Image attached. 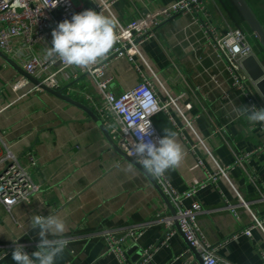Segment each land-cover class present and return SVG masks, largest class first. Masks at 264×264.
Returning <instances> with one entry per match:
<instances>
[{"label":"crops","instance_id":"0c3cea01","mask_svg":"<svg viewBox=\"0 0 264 264\" xmlns=\"http://www.w3.org/2000/svg\"><path fill=\"white\" fill-rule=\"evenodd\" d=\"M170 1L114 0L113 10L118 18L129 22ZM205 1L210 14H201V18L218 34L229 27L242 29L264 63L263 48L232 0ZM247 1L264 23V0ZM76 3L84 6L87 2ZM204 40L201 19L181 13L164 20L155 28V35L140 45L164 87L177 99L178 107L169 106L168 113L182 128V136L176 138L184 156L166 174L181 192L197 186L196 196L186 198L184 206L198 200L207 209L197 221L219 257L235 264H264V230L254 228L252 237L242 234L253 219L251 213L236 207L235 214L223 207L237 204L235 190L221 176L202 185L209 174L218 171V164L233 166L240 155L248 154L229 169L228 175L239 193L252 203L253 211L264 217V127L251 125L235 111L241 106L250 108L251 103L232 86L221 53L211 45L204 46ZM107 73L114 76L111 89L116 93L138 81L127 58L114 59ZM10 80L17 84L11 85ZM19 80L20 75L0 58V154L4 152L3 142L16 155L31 152V175L39 187L29 203L10 211L0 203V254L17 236L25 237L29 252H35L40 237L39 230L31 227V217L54 214L65 219L64 237L70 240L56 264H121L115 254L107 252L105 230L117 237L140 230L136 240L125 243L128 260L138 261L144 249L163 235L165 225L160 219L173 217L162 196L110 145L86 112L43 90L33 91L31 85L18 84ZM65 84L95 93L94 84L85 78L69 74ZM157 92L166 98L163 88ZM80 101L88 105L86 100ZM179 109L193 120L194 130L186 126ZM169 115L161 112L153 118L162 137L163 129L176 133ZM12 252L0 257V264H15ZM153 263L201 264L179 230L154 255Z\"/></svg>","mask_w":264,"mask_h":264},{"label":"built area","instance_id":"2783aa9c","mask_svg":"<svg viewBox=\"0 0 264 264\" xmlns=\"http://www.w3.org/2000/svg\"><path fill=\"white\" fill-rule=\"evenodd\" d=\"M86 2L84 6H80L76 0H60L58 4L57 0H0V50L44 84L56 89H65L69 95L86 100L89 107L95 111L109 130L113 140L128 155L131 140L137 139L134 132L142 130L150 123L152 136L148 138L153 140L162 138L153 118L161 112L169 115L168 108L171 105L178 107L176 97L164 87L159 74L140 48V45L155 35V28L159 24L175 15L192 13L201 19L205 27L203 45H211L221 53L226 61L232 86L246 95L251 106L264 108V98L242 66V60L245 57L255 54L248 35L236 27H229L226 32L218 34L212 25L200 16L210 14L205 0H171L170 3L158 5L148 10L143 16L129 22H124L116 16L113 10L114 0H86ZM84 10L96 11L114 18L117 22L116 40L109 53L95 65L87 68L69 66L59 58L47 59L46 50L51 46L52 30L59 22L64 19L70 20L73 14ZM117 58H127L138 75L137 83L120 93L111 89L114 76L107 73L113 60ZM69 74L74 78H85L93 83L95 93L65 84ZM19 83L31 85L21 76ZM159 88L164 89L167 95L165 99L159 96L157 92ZM32 90L40 89L32 86ZM179 111L186 126L194 130L193 120L186 118L180 109ZM169 119L176 128V136H182V128L176 125L170 115ZM2 138L0 131V140ZM198 139L210 154L204 141L199 137ZM3 145L4 152L0 154V203L10 211L16 205L29 203L39 186L31 175V169L34 166L31 152L16 155L5 142ZM248 156V154L240 155L233 166L221 167L218 164V171L209 174L207 181H202V185L209 181L215 182L219 176L227 180L228 185L237 193L238 201L236 205L227 203L223 207L235 214H237L236 207H243L251 213L253 219L241 233L252 237L254 228L260 227L264 230V217L253 211L252 203L245 200L228 175L230 168L233 169ZM155 179L174 205L176 216L160 219L165 225L163 235L154 244L144 249L138 261L128 260L125 243L136 240L140 230L130 231L123 237H117L110 230H105L103 236L108 243L107 252L115 254L121 264H155L153 263L154 255L178 232L175 226V219H177L182 233L201 255L204 264H235L219 257L217 248L208 241L200 229L198 215L207 209L198 200H195L190 207L184 206L186 198L196 196L197 186L194 185L181 192L172 185L167 174ZM13 241L24 245L25 251L31 254L25 237L17 236ZM16 243L6 245L1 250L0 257L11 253ZM37 245L38 243L35 244L36 250Z\"/></svg>","mask_w":264,"mask_h":264},{"label":"clouds","instance_id":"9594fccd","mask_svg":"<svg viewBox=\"0 0 264 264\" xmlns=\"http://www.w3.org/2000/svg\"><path fill=\"white\" fill-rule=\"evenodd\" d=\"M60 0H57V4ZM117 22L93 10H84L64 19L52 30L51 46L46 50V58H59L69 66L87 68L95 65L112 49L116 40ZM238 115L244 116L251 125H264V108L251 106L237 107ZM164 135L156 140L152 136L150 123L142 130L134 132L137 139L131 140L129 156L141 165L145 174L152 178H162L170 169L177 167L183 159L182 145L176 133L163 129ZM31 227L38 229L40 241L37 250L31 254L24 245L16 243L12 252L15 264H56L70 240L64 237L67 231L65 219L59 215H33Z\"/></svg>","mask_w":264,"mask_h":264},{"label":"water","instance_id":"95a60500","mask_svg":"<svg viewBox=\"0 0 264 264\" xmlns=\"http://www.w3.org/2000/svg\"><path fill=\"white\" fill-rule=\"evenodd\" d=\"M232 2L235 4L241 15L243 16L245 22L249 26V28L254 33L255 37L257 38L259 44L264 50V23L259 19V17L256 15L255 11L249 4L247 0H232ZM168 21L164 22L166 24ZM0 58H2L11 68H13L21 77L25 78L32 86L37 87L40 90H43L71 105H74L84 112H86L90 118L97 123V125L102 130L103 134L105 135L106 139L110 143V145L119 152L122 157L132 163L135 167H137L151 182L153 187L157 190V192L162 196L163 200L169 207V209L172 212L173 217L176 216V209L174 205L171 203L169 197L165 194L163 188L160 186V184L157 182L155 178H152L145 174L143 168L141 165L137 164L132 157H130L126 152H124L117 143L113 140L112 136L110 135L109 130L106 128V126L103 124V122L100 120L98 115L95 113L93 109H91L87 104L83 103L82 101L74 98L73 96L69 95L65 92V89H56L53 87H50L43 82H41L38 78L33 76L32 74L28 73L24 68L18 64L13 58L8 56L6 53H4L2 50H0ZM242 66L247 72V74L250 76L253 82H255L257 89L259 90L260 94L264 98V66L259 57L256 54H250L247 57H245L242 60ZM175 226L179 230L180 233H182L178 220L175 219ZM189 246L197 256V259L201 264L203 263L201 255L197 252V250L192 247L189 243Z\"/></svg>","mask_w":264,"mask_h":264},{"label":"rangeland","instance_id":"374dc122","mask_svg":"<svg viewBox=\"0 0 264 264\" xmlns=\"http://www.w3.org/2000/svg\"><path fill=\"white\" fill-rule=\"evenodd\" d=\"M10 82H11V85H13V84H14V85L17 84V82L14 81V80H13V81L10 80ZM18 90H19V89H18ZM21 90H22V89H20L19 91L22 92Z\"/></svg>","mask_w":264,"mask_h":264}]
</instances>
